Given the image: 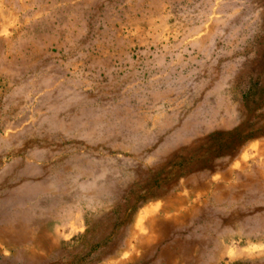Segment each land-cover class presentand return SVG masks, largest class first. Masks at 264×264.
Here are the masks:
<instances>
[{"label":"rangeland","instance_id":"1","mask_svg":"<svg viewBox=\"0 0 264 264\" xmlns=\"http://www.w3.org/2000/svg\"><path fill=\"white\" fill-rule=\"evenodd\" d=\"M0 264H264V0H0Z\"/></svg>","mask_w":264,"mask_h":264}]
</instances>
